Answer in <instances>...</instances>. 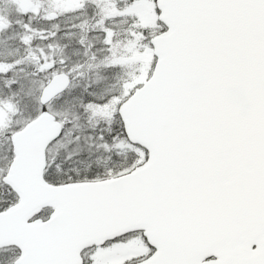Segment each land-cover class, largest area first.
<instances>
[{"label": "snow or ice", "instance_id": "6c2138e0", "mask_svg": "<svg viewBox=\"0 0 264 264\" xmlns=\"http://www.w3.org/2000/svg\"><path fill=\"white\" fill-rule=\"evenodd\" d=\"M0 264H264V0H0Z\"/></svg>", "mask_w": 264, "mask_h": 264}]
</instances>
